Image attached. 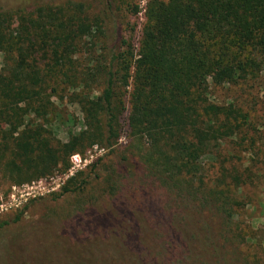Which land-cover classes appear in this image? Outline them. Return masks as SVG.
Here are the masks:
<instances>
[{"label": "rangeland", "instance_id": "obj_1", "mask_svg": "<svg viewBox=\"0 0 264 264\" xmlns=\"http://www.w3.org/2000/svg\"><path fill=\"white\" fill-rule=\"evenodd\" d=\"M152 1L0 0L1 30L6 37L10 32L26 31L30 22L24 20H36L42 9L45 14L75 19L76 26L85 19L89 24L103 23L100 33L93 29V36L78 38L71 51L57 50V56L51 40L40 42L38 29L28 27L33 45L28 49V70L39 72L41 88L52 107L46 120L30 117L27 123L46 124L55 143H66L69 134L83 132L86 127L79 100L98 96L105 88L99 70L103 74L118 71L111 61L114 54L128 46L137 54ZM57 25L59 22L48 26L52 36ZM123 41L126 45L121 47ZM44 42L50 45L44 46ZM19 55L17 50L0 46V72ZM58 56L66 58L60 65H56ZM119 78L120 74L116 86L125 95L127 111L114 149L86 143L76 153L83 165L75 176L59 167L29 181L23 177V183L18 175L6 172L5 160L0 161V224L9 222L0 230V264L12 247L20 264H73L66 261L67 250L75 251L76 256L82 245L93 243L119 250L121 245L129 246L139 254H149L151 264H264V71L236 86H210L207 90L210 100L235 104L247 116L242 133L204 160L210 189L226 191L224 180L235 168L242 176L240 187L233 186L232 198L229 196L240 205L234 207L237 215L231 223L207 190L200 186L167 188L147 170L143 154L148 143L132 138L127 120L132 80L125 89ZM77 175L69 185L73 192L63 194V188ZM227 182L231 184V179ZM20 212H24L21 221L14 223ZM102 256L100 252L94 262L102 263Z\"/></svg>", "mask_w": 264, "mask_h": 264}, {"label": "trees", "instance_id": "obj_2", "mask_svg": "<svg viewBox=\"0 0 264 264\" xmlns=\"http://www.w3.org/2000/svg\"><path fill=\"white\" fill-rule=\"evenodd\" d=\"M45 12L39 10L36 20H24L30 22L26 31L10 32L8 37L1 30L0 13V46L20 54L0 72V161L5 160L6 172L18 175L23 183V177H29L24 180L29 181L59 167L69 170L70 157L86 143H101L114 149L127 111L125 95L116 86L120 74L123 88L127 89L132 80L127 120L132 138L148 143V151L143 154L147 170L167 188L200 186L207 190L227 223L233 222L237 215L234 207L240 205L229 196L233 186L240 187L242 176L235 168L229 176L231 184L228 177L224 180L226 191L210 189L204 160L242 133L247 116L235 104L210 100L207 90L210 86H236L258 78L264 71V0L152 1L139 51L135 54L128 46L126 51L114 54L111 61L119 68L116 73L98 71L103 75L105 88L98 96L79 100L86 129L78 135L69 134L66 143H55L46 124L27 123L30 117L46 120L52 107L41 88L39 72L28 70V49H33L29 28L38 29L40 42L50 39L57 56V50L71 51L78 38L93 36V29L100 33L103 23L89 24L85 19L76 26L75 19ZM54 22L59 25L52 36L48 26ZM65 59L58 56L56 65ZM78 176L63 188V194L73 192L69 185ZM23 214L20 212L13 222H20ZM8 225L9 222L0 224V230ZM121 246L119 250L93 243L82 245L76 256L70 249L64 256L73 264H129L126 256L131 264H151L149 254ZM6 251L3 264H20L13 247ZM100 252L105 259L96 263L93 258Z\"/></svg>", "mask_w": 264, "mask_h": 264}, {"label": "built area", "instance_id": "obj_3", "mask_svg": "<svg viewBox=\"0 0 264 264\" xmlns=\"http://www.w3.org/2000/svg\"><path fill=\"white\" fill-rule=\"evenodd\" d=\"M70 165L71 166L67 175L73 177L79 170H81V167L83 165L82 157L79 154L72 155L70 158Z\"/></svg>", "mask_w": 264, "mask_h": 264}]
</instances>
